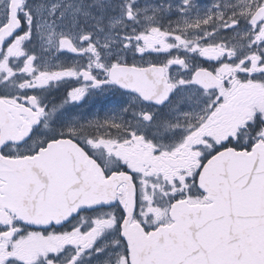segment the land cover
Masks as SVG:
<instances>
[{
    "label": "snow or ice",
    "instance_id": "1",
    "mask_svg": "<svg viewBox=\"0 0 264 264\" xmlns=\"http://www.w3.org/2000/svg\"><path fill=\"white\" fill-rule=\"evenodd\" d=\"M0 264H264V0H0Z\"/></svg>",
    "mask_w": 264,
    "mask_h": 264
},
{
    "label": "flooded vegetation",
    "instance_id": "2",
    "mask_svg": "<svg viewBox=\"0 0 264 264\" xmlns=\"http://www.w3.org/2000/svg\"><path fill=\"white\" fill-rule=\"evenodd\" d=\"M201 2L203 3V4H207V3H209L210 2V0H201ZM63 93H61V95H62ZM99 107V106H98ZM85 110H87V109H85Z\"/></svg>",
    "mask_w": 264,
    "mask_h": 264
}]
</instances>
